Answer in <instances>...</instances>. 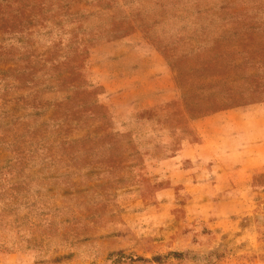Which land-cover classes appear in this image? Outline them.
<instances>
[{
	"label": "rangeland",
	"instance_id": "rangeland-1",
	"mask_svg": "<svg viewBox=\"0 0 264 264\" xmlns=\"http://www.w3.org/2000/svg\"><path fill=\"white\" fill-rule=\"evenodd\" d=\"M0 264H264V0H0Z\"/></svg>",
	"mask_w": 264,
	"mask_h": 264
}]
</instances>
